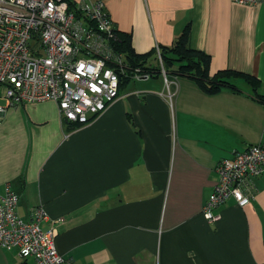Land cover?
I'll use <instances>...</instances> for the list:
<instances>
[{"label":"crops","instance_id":"0c3cea01","mask_svg":"<svg viewBox=\"0 0 264 264\" xmlns=\"http://www.w3.org/2000/svg\"><path fill=\"white\" fill-rule=\"evenodd\" d=\"M105 4L137 53L187 32L188 45L210 55L211 75H253L261 97L241 78L236 89L208 93L178 76L169 101L165 78L131 75L81 125L64 121L54 99L10 105L0 124V192L11 183L25 220L43 204L44 230L63 217L58 251L79 264H264V166L238 179L242 198L218 207L219 221L202 212L220 161L264 140V0ZM0 264L36 261L0 246Z\"/></svg>","mask_w":264,"mask_h":264},{"label":"built area","instance_id":"2783aa9c","mask_svg":"<svg viewBox=\"0 0 264 264\" xmlns=\"http://www.w3.org/2000/svg\"><path fill=\"white\" fill-rule=\"evenodd\" d=\"M73 1L75 9L68 0H0V100L6 102L0 103V124L10 105L51 99L58 101L64 121L83 124L119 96L125 55L116 49L119 31L105 0ZM155 50L163 65L160 45ZM148 76L139 68L133 74L136 79ZM163 76L172 101L170 84L177 80H168L164 68ZM222 160L219 178L202 209L211 222L222 218L217 209L223 200L242 198L238 179L264 166V140ZM5 190L0 192V246L17 248L36 264H79L65 258L56 245V226L65 219L53 220L52 228L44 230L41 225L50 219L45 206H34L31 219L25 220L10 182Z\"/></svg>","mask_w":264,"mask_h":264},{"label":"trees","instance_id":"16d2710c","mask_svg":"<svg viewBox=\"0 0 264 264\" xmlns=\"http://www.w3.org/2000/svg\"><path fill=\"white\" fill-rule=\"evenodd\" d=\"M68 1L71 3V9H75L76 3L73 0ZM118 37L119 40L116 42V49L125 53L129 61L127 65L125 63V73H120V90L125 83L131 80L129 76L133 75L137 68H139L140 71L148 73L149 79H163L164 68L168 79L178 76L191 77L197 80L199 86L208 93H214L223 88L236 89L238 87L237 80L241 78L250 85L254 95H257L259 98L261 97V94L258 93L261 81L253 75L234 70H221L211 75L209 72L210 55L201 49L193 48L188 45L187 32L183 35H179L172 45L166 47L160 46L163 65H161L159 61L157 62L155 49L151 52L140 54L134 50L129 33H119ZM34 53L39 55V52ZM152 61H156V64H153ZM127 69L129 70L127 71ZM132 80L137 79L132 77ZM129 115L131 114L129 113ZM93 117L94 115L92 118ZM73 122L77 125L82 124L76 121H72V123ZM225 202L223 200L221 205Z\"/></svg>","mask_w":264,"mask_h":264},{"label":"rangeland","instance_id":"374dc122","mask_svg":"<svg viewBox=\"0 0 264 264\" xmlns=\"http://www.w3.org/2000/svg\"><path fill=\"white\" fill-rule=\"evenodd\" d=\"M137 81H142V79H137ZM12 190L18 195V199H17V200H18V202H19L20 199H19V194H18V192H17L16 190H14L13 188H12Z\"/></svg>","mask_w":264,"mask_h":264},{"label":"flooded vegetation","instance_id":"af4514ba","mask_svg":"<svg viewBox=\"0 0 264 264\" xmlns=\"http://www.w3.org/2000/svg\"><path fill=\"white\" fill-rule=\"evenodd\" d=\"M156 56H157V54H156ZM159 60H158V58H157V62H158ZM163 64V63H162ZM149 75V74H148ZM167 76V75H166ZM149 78V76L148 77H143V78H137V79H148ZM168 80H171V79H168Z\"/></svg>","mask_w":264,"mask_h":264},{"label":"clouds","instance_id":"9594fccd","mask_svg":"<svg viewBox=\"0 0 264 264\" xmlns=\"http://www.w3.org/2000/svg\"><path fill=\"white\" fill-rule=\"evenodd\" d=\"M116 98H117V97H116ZM105 108H106V107H105ZM105 108H104V109H105ZM104 109H103V110H104ZM103 110H102V111H103ZM97 115H98V114H97ZM94 117H96V116H94ZM38 205H39V204H38Z\"/></svg>","mask_w":264,"mask_h":264}]
</instances>
